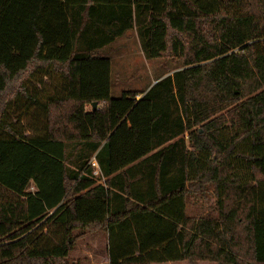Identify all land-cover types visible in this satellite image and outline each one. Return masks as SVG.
I'll return each instance as SVG.
<instances>
[{
  "label": "trees",
  "instance_id": "obj_1",
  "mask_svg": "<svg viewBox=\"0 0 264 264\" xmlns=\"http://www.w3.org/2000/svg\"><path fill=\"white\" fill-rule=\"evenodd\" d=\"M130 30L177 67L112 97ZM97 233L109 264H264V0H0V264Z\"/></svg>",
  "mask_w": 264,
  "mask_h": 264
},
{
  "label": "rangeland",
  "instance_id": "obj_2",
  "mask_svg": "<svg viewBox=\"0 0 264 264\" xmlns=\"http://www.w3.org/2000/svg\"><path fill=\"white\" fill-rule=\"evenodd\" d=\"M109 48L112 53V77L116 79L111 88L112 97H119L125 90H147L156 81L157 77L177 67L169 60L147 59L141 50L135 30L127 31L124 35L117 38ZM173 72H169L168 75ZM45 81L47 82L45 89L53 92L56 80L52 82H49V80ZM87 108L89 109L90 107L88 106ZM104 180V177L100 178L99 182H104ZM210 207H213V201L206 203L203 199H197L189 203L187 212L192 214L207 213L208 211L210 212ZM105 253V237L103 235L89 234L78 242L76 248L70 253V260L72 264H107ZM165 264L189 263L173 262ZM199 264L216 263L200 262Z\"/></svg>",
  "mask_w": 264,
  "mask_h": 264
},
{
  "label": "built area",
  "instance_id": "obj_3",
  "mask_svg": "<svg viewBox=\"0 0 264 264\" xmlns=\"http://www.w3.org/2000/svg\"><path fill=\"white\" fill-rule=\"evenodd\" d=\"M90 164L91 166L94 167V171H93L94 176H96L97 178H102V172L95 157L91 159Z\"/></svg>",
  "mask_w": 264,
  "mask_h": 264
},
{
  "label": "crops",
  "instance_id": "obj_4",
  "mask_svg": "<svg viewBox=\"0 0 264 264\" xmlns=\"http://www.w3.org/2000/svg\"><path fill=\"white\" fill-rule=\"evenodd\" d=\"M139 97L140 96H138L137 98H139ZM87 235H89V234H87ZM97 235H103L105 237V246H106V253H105L106 255H105V258H106V261H107L106 263L109 264V259H108V256H107V238H106V235L105 234H100V233H97ZM88 253H90V252H88Z\"/></svg>",
  "mask_w": 264,
  "mask_h": 264
},
{
  "label": "water",
  "instance_id": "obj_5",
  "mask_svg": "<svg viewBox=\"0 0 264 264\" xmlns=\"http://www.w3.org/2000/svg\"><path fill=\"white\" fill-rule=\"evenodd\" d=\"M156 82H157V81H155V82L152 84V86H153ZM96 106H97V103H93V107L96 108Z\"/></svg>",
  "mask_w": 264,
  "mask_h": 264
}]
</instances>
